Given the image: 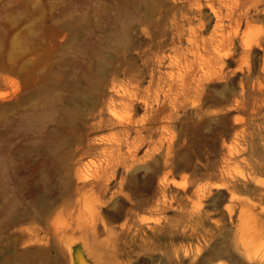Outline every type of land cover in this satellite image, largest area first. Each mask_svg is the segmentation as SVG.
I'll return each instance as SVG.
<instances>
[{
  "label": "rangeland",
  "instance_id": "1",
  "mask_svg": "<svg viewBox=\"0 0 264 264\" xmlns=\"http://www.w3.org/2000/svg\"><path fill=\"white\" fill-rule=\"evenodd\" d=\"M188 2L0 0V264H64L45 222L60 203L95 215L120 264H264V0L219 23L226 54L182 99L173 44L148 38L176 18L209 38Z\"/></svg>",
  "mask_w": 264,
  "mask_h": 264
},
{
  "label": "bare ground",
  "instance_id": "2",
  "mask_svg": "<svg viewBox=\"0 0 264 264\" xmlns=\"http://www.w3.org/2000/svg\"><path fill=\"white\" fill-rule=\"evenodd\" d=\"M249 1L250 0H204V5L210 10V13L215 18L213 33L209 38H203L199 35V31L203 26V23H200L199 26L195 27H184L183 24L176 20L177 18L175 17V15L174 18L176 19L174 22H172L168 26H163L148 38V40L151 41L156 48H161L167 44H173V46L171 45L170 48L172 49L173 55L170 62L168 63V67H177L181 71V73L179 72L181 75L179 76L180 79L178 80L181 81V83L179 84L180 88L184 90L181 93L182 99H185V96L191 91L194 92L193 96L197 95L199 91V85L206 84L209 80L212 74L214 63H218L219 61H221L222 57L226 54V52H220L226 50L228 45L231 43V34L233 32L232 30L235 29L234 27H231V29L223 31V26L219 25V23L226 19L229 23L235 22V26L238 27V18L240 17L243 8L248 4ZM188 6L191 9L190 11H199L201 8V0H189ZM222 9H225L224 13L221 12ZM243 14L245 15L246 12L244 11ZM181 17L187 18V23L191 22V17L187 15H182ZM218 30L222 32L218 33ZM168 34H170L168 39H164L163 37L167 36ZM185 34H187V36L185 37L187 45L185 47V50H183L179 45H177V42L183 39ZM189 55H192L193 60H189L187 58ZM214 58L216 59L215 62H213ZM195 69L197 72L201 71L202 73L198 78H195V76H193ZM204 69L206 70L202 71ZM222 73L223 69L221 66L218 69V74ZM176 81L177 79L175 80L174 76L168 79L167 86L169 90L170 88H173ZM135 95L136 94L134 92H131L129 94L123 93L117 95L119 101H108L106 107L107 109H115L118 107L129 108L130 104H132L134 101ZM115 115H117L115 116L116 118L114 116L113 117L116 119V123L125 130L129 129V127L133 123L131 119L128 117L126 120H122V116L117 112H115ZM123 133H125V131H123L122 134ZM123 139V136L116 135L107 142V147L109 150L106 152H108L109 156H113L115 151L120 150ZM138 139V136H135L132 141L128 142V146H134L135 148H138L140 146V141L138 142ZM127 153L129 155L131 154V152ZM114 164V162L106 164L104 168H102V174H105L107 169Z\"/></svg>",
  "mask_w": 264,
  "mask_h": 264
},
{
  "label": "water",
  "instance_id": "3",
  "mask_svg": "<svg viewBox=\"0 0 264 264\" xmlns=\"http://www.w3.org/2000/svg\"><path fill=\"white\" fill-rule=\"evenodd\" d=\"M93 213L60 203L47 216L46 227L64 258V264H120L111 252L110 240L98 228Z\"/></svg>",
  "mask_w": 264,
  "mask_h": 264
}]
</instances>
